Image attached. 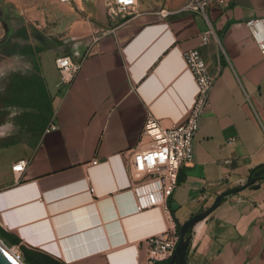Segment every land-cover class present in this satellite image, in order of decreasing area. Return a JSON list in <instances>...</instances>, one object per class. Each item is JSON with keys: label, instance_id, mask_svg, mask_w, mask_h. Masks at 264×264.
I'll return each mask as SVG.
<instances>
[{"label": "crops", "instance_id": "obj_1", "mask_svg": "<svg viewBox=\"0 0 264 264\" xmlns=\"http://www.w3.org/2000/svg\"><path fill=\"white\" fill-rule=\"evenodd\" d=\"M10 1L19 14L57 17L55 32L34 43L0 10V44L14 43L10 54L34 63L27 77L44 78L57 125L46 131L47 124L31 149L19 140L0 147V229L14 245L64 264H149L148 238L177 231L178 222L264 164V0L211 5L210 24L184 10L188 0H137L127 14L116 13L112 0ZM210 25L216 37L203 44ZM18 31L24 36H14ZM27 46L34 57L21 54ZM191 49L218 74L194 161L181 168L167 206L137 211L125 153L139 143L150 114L165 126L185 120L197 94L184 59ZM62 55L82 61L67 88L56 66ZM21 159L29 163L15 173ZM256 183L192 229L187 264H264V179Z\"/></svg>", "mask_w": 264, "mask_h": 264}, {"label": "built area", "instance_id": "obj_2", "mask_svg": "<svg viewBox=\"0 0 264 264\" xmlns=\"http://www.w3.org/2000/svg\"><path fill=\"white\" fill-rule=\"evenodd\" d=\"M64 3L77 0H59ZM116 13L127 14L137 5V0H112ZM228 0H188L184 10L194 11L204 16L210 24L208 10L211 5H226ZM163 15L168 12L163 11ZM216 37L210 27L202 34L203 44ZM264 56V38L259 41ZM187 68L197 84V94L184 121L165 126L161 120L150 114L139 143L125 153V161L131 172L130 191L136 201V210L144 211L161 205L167 206L169 197L178 185L181 168L194 161V139L198 133L206 110L211 104V95L218 74L211 73L198 49L184 53ZM56 66L60 73L59 84L67 88L74 81L82 67V61H75L69 55L57 57ZM57 125L51 122L46 131L54 130ZM29 163L21 159L13 164L15 173H21ZM99 159L93 160V164ZM178 230H166L146 240L148 262L154 264L170 259L179 242ZM20 256V255H19Z\"/></svg>", "mask_w": 264, "mask_h": 264}, {"label": "rangeland", "instance_id": "obj_3", "mask_svg": "<svg viewBox=\"0 0 264 264\" xmlns=\"http://www.w3.org/2000/svg\"><path fill=\"white\" fill-rule=\"evenodd\" d=\"M7 9L11 12V19L9 24L13 28L19 26L26 27L29 32L33 34L36 43V35L40 37L41 34L51 31L55 32L57 23L56 16H39L31 13H17L18 7H14V3L10 0H0V10ZM53 25V26H52ZM15 35L24 36V31H18ZM16 38V37H15ZM17 39V38H16ZM19 39V38H18ZM14 43L0 44V147L14 144L16 140L24 141L29 149L38 143L41 132L37 124V117L25 115L24 112L35 114V110L21 108L16 98L13 96V87L21 84L22 80L26 78L31 71L34 70V63L28 59L18 56H12L10 52L14 49ZM39 64L41 57H38ZM52 122V118L49 123ZM48 123V124H49ZM0 238L11 248H14L17 255H20L23 260V251L21 246L12 245L2 236ZM27 264L26 262H24Z\"/></svg>", "mask_w": 264, "mask_h": 264}, {"label": "trees", "instance_id": "obj_4", "mask_svg": "<svg viewBox=\"0 0 264 264\" xmlns=\"http://www.w3.org/2000/svg\"><path fill=\"white\" fill-rule=\"evenodd\" d=\"M37 51L41 50L37 49ZM21 54L32 55L34 57L36 55V51L27 46L26 49H23L21 51ZM12 89L13 96L16 98L19 106L34 108V110L36 111L35 114H31L29 112H24V114L37 117V124L42 134L46 128V125L54 115L53 100L50 92L47 89L44 78L36 72L29 77L24 78L21 84L14 86ZM251 176L256 177L258 180L264 179V164L254 168L252 170ZM179 225L180 223L178 222V227ZM191 232L192 230H190L187 234L190 239ZM0 236H2L12 245L18 244V241L15 238L6 234L1 229ZM21 248L23 251V260L27 264H64L56 258L39 250L31 249L25 246H21ZM173 259L174 264H177L178 260L175 254L168 260L156 262L154 264H172Z\"/></svg>", "mask_w": 264, "mask_h": 264}, {"label": "water", "instance_id": "obj_5", "mask_svg": "<svg viewBox=\"0 0 264 264\" xmlns=\"http://www.w3.org/2000/svg\"><path fill=\"white\" fill-rule=\"evenodd\" d=\"M257 181L258 179L256 177L250 176L249 180L246 183L239 186L231 187L223 191L216 197L215 201L210 207L194 214L187 221L179 225L178 231L180 238L175 251V256L178 260L177 264H187V251L191 242L190 237L187 236L188 232L192 230L200 221L204 220L212 212H214L221 205V203L225 200L226 197L236 194L249 186H252L253 188H259L260 184H257ZM0 264H25L22 260H20L19 256H16L8 249V247L1 238ZM172 264H174V259L172 260Z\"/></svg>", "mask_w": 264, "mask_h": 264}, {"label": "bare ground", "instance_id": "obj_6", "mask_svg": "<svg viewBox=\"0 0 264 264\" xmlns=\"http://www.w3.org/2000/svg\"><path fill=\"white\" fill-rule=\"evenodd\" d=\"M5 243V242H4ZM6 244V243H5ZM6 246L8 247V249L13 253V254H15L16 256H19V255H17V253H16V251H15V249L14 248H11L10 246H8L7 244H6ZM19 258H20V256H19ZM20 260H21V258H20Z\"/></svg>", "mask_w": 264, "mask_h": 264}]
</instances>
